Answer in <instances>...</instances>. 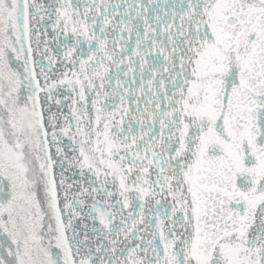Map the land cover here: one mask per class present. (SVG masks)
<instances>
[{
  "label": "snow or ice",
  "instance_id": "6c2138e0",
  "mask_svg": "<svg viewBox=\"0 0 264 264\" xmlns=\"http://www.w3.org/2000/svg\"><path fill=\"white\" fill-rule=\"evenodd\" d=\"M0 236V264H264V0H0Z\"/></svg>",
  "mask_w": 264,
  "mask_h": 264
},
{
  "label": "water",
  "instance_id": "95a60500",
  "mask_svg": "<svg viewBox=\"0 0 264 264\" xmlns=\"http://www.w3.org/2000/svg\"><path fill=\"white\" fill-rule=\"evenodd\" d=\"M6 240V237L5 236H0V244H3ZM10 243V241H9Z\"/></svg>",
  "mask_w": 264,
  "mask_h": 264
}]
</instances>
